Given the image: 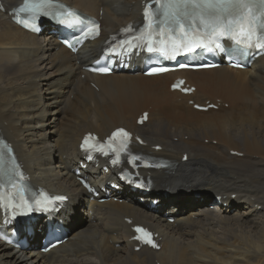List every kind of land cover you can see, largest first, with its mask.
Instances as JSON below:
<instances>
[{
	"label": "bare ground",
	"instance_id": "bare-ground-1",
	"mask_svg": "<svg viewBox=\"0 0 264 264\" xmlns=\"http://www.w3.org/2000/svg\"><path fill=\"white\" fill-rule=\"evenodd\" d=\"M19 1L2 0L5 10ZM61 1L101 17V36L76 54L51 35L27 34L0 11V136L12 143L36 184L69 196L68 209L58 216L71 233L46 253L35 248V240L19 249L0 242V264H264V55L246 69L88 74L81 66L107 35L139 20L140 0ZM177 76L195 86L191 94L168 90ZM188 100L220 104L202 112ZM143 110L148 118L138 126ZM117 126L137 132L147 142L144 150L172 162L168 171L153 173L156 187L177 198H162L175 222H165L128 194L121 203L81 200L84 191L70 173L79 138ZM153 145L162 148L155 152ZM183 153L186 162L180 161ZM105 178L94 180L102 184ZM195 193L201 197L192 199ZM208 194H220L222 202L226 196L230 207H211ZM124 217L156 231L160 249L132 251Z\"/></svg>",
	"mask_w": 264,
	"mask_h": 264
},
{
	"label": "snow or ice",
	"instance_id": "snow-or-ice-1",
	"mask_svg": "<svg viewBox=\"0 0 264 264\" xmlns=\"http://www.w3.org/2000/svg\"><path fill=\"white\" fill-rule=\"evenodd\" d=\"M25 2L27 4L28 0H25ZM154 3L159 4L160 9L163 10V19L157 22V26L161 30L166 28L169 32H175L177 26H179V30L183 32L184 37H187L188 33L192 30V25H185L183 21L199 17L205 29V36H231L237 44H248V46H251L253 36H255L257 40L255 46L264 47V44L260 43V41H264V25L257 26L255 23L256 10H259L261 16L264 17V0H154ZM51 4L52 0H41L36 7H50ZM180 9L183 10L181 11ZM20 10L23 11V9ZM224 14L232 17L228 19L226 24L222 19ZM67 15L75 17L74 23H83V20L72 10H67ZM148 15L149 10L146 8L145 17L147 18ZM98 27V25L91 24L88 32L98 34ZM209 28H211L210 32L207 31ZM198 38H201L199 33L193 37V39ZM184 47H187V45L185 44ZM102 71H107V69H102ZM112 136L127 137L128 133L123 129H118ZM93 139L91 135L85 136L81 148L86 152H90L93 149L102 150V147L97 148L95 144L89 143ZM88 158L91 159V155ZM2 162V157H0V163ZM53 199L62 201L65 198L63 196H56ZM0 203H3L2 195H0ZM135 231L142 233L141 236L136 237L137 239H141L146 243H152L150 233L145 232V230L139 227ZM153 246L155 245L153 244Z\"/></svg>",
	"mask_w": 264,
	"mask_h": 264
},
{
	"label": "rangeland",
	"instance_id": "rangeland-1",
	"mask_svg": "<svg viewBox=\"0 0 264 264\" xmlns=\"http://www.w3.org/2000/svg\"><path fill=\"white\" fill-rule=\"evenodd\" d=\"M224 105H225V107H226V104H224ZM204 142L206 143V142H207V140H205ZM211 142H212V143H215V141H214V140H213V141H211ZM209 198H210V196H208V199H207L208 201H209ZM192 199H194V198H192Z\"/></svg>",
	"mask_w": 264,
	"mask_h": 264
}]
</instances>
